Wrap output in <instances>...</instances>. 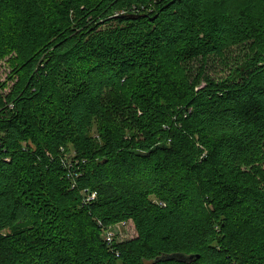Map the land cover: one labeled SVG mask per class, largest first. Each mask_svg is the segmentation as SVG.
<instances>
[{
  "label": "trees",
  "instance_id": "16d2710c",
  "mask_svg": "<svg viewBox=\"0 0 264 264\" xmlns=\"http://www.w3.org/2000/svg\"><path fill=\"white\" fill-rule=\"evenodd\" d=\"M7 57L0 264H264V0H0Z\"/></svg>",
  "mask_w": 264,
  "mask_h": 264
},
{
  "label": "rangeland",
  "instance_id": "374dc122",
  "mask_svg": "<svg viewBox=\"0 0 264 264\" xmlns=\"http://www.w3.org/2000/svg\"><path fill=\"white\" fill-rule=\"evenodd\" d=\"M198 64H199V62H198ZM210 69L214 75L215 74H217V75L222 74L223 75L224 74L223 70H225L226 67L224 68V66L222 65V63L220 61H216L215 64L210 67ZM11 70L12 69H11V66L9 65L8 57L0 60V79L1 80L9 79L10 82H12L13 79H10ZM208 71H209V64H208ZM91 132H94V134L97 135V137H99L96 125L93 127V130ZM64 155H65V157L69 158L74 163V165L79 166V162H80L79 159L74 158V160H73L71 157H69V156H72V157L75 156V153L73 151H66L64 153ZM65 157H64V159L66 160ZM72 162L70 163V166H73ZM116 232L118 233L116 235V238H118V240H120V241H125L126 239L133 238L134 236L137 235V230L135 228V224H134L133 220H131V219H129V220L127 219V223L125 225L116 226Z\"/></svg>",
  "mask_w": 264,
  "mask_h": 264
},
{
  "label": "built area",
  "instance_id": "2783aa9c",
  "mask_svg": "<svg viewBox=\"0 0 264 264\" xmlns=\"http://www.w3.org/2000/svg\"><path fill=\"white\" fill-rule=\"evenodd\" d=\"M96 196L95 192H89L87 193V195L85 196V201H90L92 199H94ZM101 225L102 223L99 222ZM127 223V220L124 221H120V222H116L110 225H102V229H103V235L105 240L107 241L108 244H112L114 242V240H117L118 238H116V235L118 234L116 232V226L118 225H125Z\"/></svg>",
  "mask_w": 264,
  "mask_h": 264
}]
</instances>
